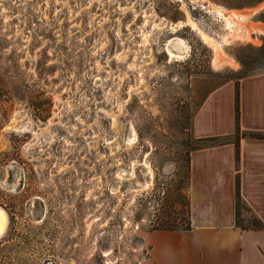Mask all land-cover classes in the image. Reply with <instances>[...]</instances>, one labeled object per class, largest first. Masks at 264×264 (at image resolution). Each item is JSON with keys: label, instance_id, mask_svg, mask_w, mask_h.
Returning a JSON list of instances; mask_svg holds the SVG:
<instances>
[{"label": "rangeland", "instance_id": "rangeland-1", "mask_svg": "<svg viewBox=\"0 0 264 264\" xmlns=\"http://www.w3.org/2000/svg\"><path fill=\"white\" fill-rule=\"evenodd\" d=\"M254 23L264 0H0V264H144L188 227L193 115L264 68Z\"/></svg>", "mask_w": 264, "mask_h": 264}, {"label": "crops", "instance_id": "crops-1", "mask_svg": "<svg viewBox=\"0 0 264 264\" xmlns=\"http://www.w3.org/2000/svg\"><path fill=\"white\" fill-rule=\"evenodd\" d=\"M191 130L189 227L148 231L144 264H264V68L213 88ZM238 203L256 224L239 220Z\"/></svg>", "mask_w": 264, "mask_h": 264}, {"label": "bare ground", "instance_id": "bare-ground-1", "mask_svg": "<svg viewBox=\"0 0 264 264\" xmlns=\"http://www.w3.org/2000/svg\"><path fill=\"white\" fill-rule=\"evenodd\" d=\"M216 11L222 15L225 22H227V23L235 22L234 17H233L234 15H233L232 11H227V10L223 11V9L221 10L219 8H216ZM180 23L182 24L183 22H180ZM252 28H253V26L250 24H248V26L246 27V29H248V31H251ZM254 28H256V27H254ZM243 29H244V27H243ZM261 30H262V28H261ZM241 33H243V31ZM165 49L171 57H182L186 53L188 46H187L185 40L181 39L180 37H172L166 43Z\"/></svg>", "mask_w": 264, "mask_h": 264}, {"label": "water", "instance_id": "water-1", "mask_svg": "<svg viewBox=\"0 0 264 264\" xmlns=\"http://www.w3.org/2000/svg\"><path fill=\"white\" fill-rule=\"evenodd\" d=\"M8 215L3 206L0 205V237L4 234L7 228Z\"/></svg>", "mask_w": 264, "mask_h": 264}, {"label": "trees", "instance_id": "trees-1", "mask_svg": "<svg viewBox=\"0 0 264 264\" xmlns=\"http://www.w3.org/2000/svg\"><path fill=\"white\" fill-rule=\"evenodd\" d=\"M235 109H236V122H238V93H236V99H235ZM239 130L237 125V131ZM236 138H238V134L236 135ZM207 141H210L212 139H206ZM257 226V225H256ZM189 227V226H188ZM188 227H182L183 229ZM157 229H179L178 227H159Z\"/></svg>", "mask_w": 264, "mask_h": 264}, {"label": "built area", "instance_id": "built-area-1", "mask_svg": "<svg viewBox=\"0 0 264 264\" xmlns=\"http://www.w3.org/2000/svg\"><path fill=\"white\" fill-rule=\"evenodd\" d=\"M246 30L245 29H243V35H245L246 34V32H245Z\"/></svg>", "mask_w": 264, "mask_h": 264}]
</instances>
